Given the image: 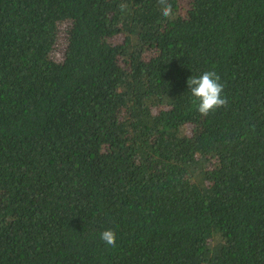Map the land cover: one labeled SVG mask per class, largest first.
Here are the masks:
<instances>
[{
	"label": "trees",
	"instance_id": "trees-1",
	"mask_svg": "<svg viewBox=\"0 0 264 264\" xmlns=\"http://www.w3.org/2000/svg\"><path fill=\"white\" fill-rule=\"evenodd\" d=\"M167 3L0 0V264H264V0Z\"/></svg>",
	"mask_w": 264,
	"mask_h": 264
},
{
	"label": "clouds",
	"instance_id": "clouds-1",
	"mask_svg": "<svg viewBox=\"0 0 264 264\" xmlns=\"http://www.w3.org/2000/svg\"><path fill=\"white\" fill-rule=\"evenodd\" d=\"M163 7L164 15L170 13V5L167 0H159ZM123 5L121 8L123 10ZM187 86L196 110L202 117H208L218 109L224 108L228 104L227 97L222 95L224 85L220 82V77L216 71H205L200 76H191L187 80ZM100 238L109 247H115L116 234L112 230H105L100 234Z\"/></svg>",
	"mask_w": 264,
	"mask_h": 264
},
{
	"label": "rangeland",
	"instance_id": "rangeland-1",
	"mask_svg": "<svg viewBox=\"0 0 264 264\" xmlns=\"http://www.w3.org/2000/svg\"><path fill=\"white\" fill-rule=\"evenodd\" d=\"M63 28H64V25H61V26H60V29H63Z\"/></svg>",
	"mask_w": 264,
	"mask_h": 264
}]
</instances>
